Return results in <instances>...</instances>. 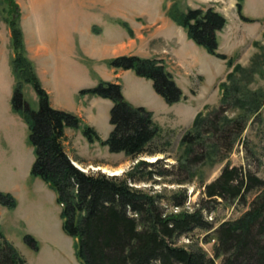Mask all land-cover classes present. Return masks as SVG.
<instances>
[{"label": "rangeland", "instance_id": "374dc122", "mask_svg": "<svg viewBox=\"0 0 264 264\" xmlns=\"http://www.w3.org/2000/svg\"><path fill=\"white\" fill-rule=\"evenodd\" d=\"M14 1L18 7L17 12L13 13V18H17L19 14L18 24L24 32L27 55L33 61L37 74V54L39 55L37 49L47 46V53L42 55L40 60L43 65L44 63L46 65L47 84L52 88L53 96H55L52 98V94L42 83L50 95L51 105L56 108H59L56 106L57 104L70 107L72 101L74 102V99L79 97L77 106L82 108L87 121L84 119L85 117L69 109H59L80 116L85 123L97 130L102 139H107L113 129V125L110 123V112L114 103L110 98L92 94L81 95L79 91L97 85L101 79L111 81L99 76L94 68L100 65L104 68L106 65L117 68L109 64L110 58L121 55H137L143 58L161 59L167 70L172 72L173 69L177 84L186 92L187 98L173 104L170 109L173 112L171 117L173 118V127L165 129V138L171 141V145L164 153L145 154L134 159L124 151L112 152L100 140L88 141L80 129L66 128L63 139L65 150L73 163L83 171L110 174L108 170L113 169L120 170L116 174L122 175L141 160L154 162L162 158L163 162L167 163L165 165L173 169L174 174L163 179L156 176L155 179H160L157 180L158 182L154 180L142 181L135 183V185L153 193L155 191L165 193L163 201L169 205L167 209L174 213H179L182 210L193 211L194 208L203 205V202L207 200L203 193V183H210L217 178L226 165L243 166L264 179L263 105L259 114L252 115L248 120L241 135L234 136L230 132L227 134L229 141L231 139L236 140L231 144L230 149L226 146H221V150L218 149L217 159L219 161H216L215 158L203 162L201 160L195 161L191 165L196 172L193 182L187 184L169 182L177 177L174 166L178 163V157L182 155V148L179 144L181 137L191 127L197 113L199 111L205 115L211 113V119H215V117L224 114L234 117L242 109L232 99L223 102L219 87L220 83L226 80L227 74L233 67H229L225 59L210 54L204 47L196 44L188 37L186 43L182 45L176 33L175 36L173 35V41L164 38L165 36L163 39L162 32L159 30L163 25V21L159 17L162 14L156 13L160 7L162 11H166L165 15L170 17L169 9L175 3L182 10H186L188 7H213L221 12L226 17L227 24L218 34L219 52L233 56L235 63H240L247 69L254 68L253 79L249 87L252 90H264V0H244L243 13L253 18V21H245L240 18L237 0ZM9 8L7 1L0 0V92L7 88V84L12 78L15 83L11 65L15 53L12 46ZM102 11H107V13H100ZM118 17L129 19L128 22H124L134 26L135 32L130 25L127 26L131 30V38L121 28H119V33L114 32ZM112 25H114L113 28ZM97 30L98 32H96ZM182 30L186 34L183 27ZM87 34L94 37H89ZM121 38L127 40L125 46L122 45V42H118L122 40ZM107 40L110 42L108 45ZM72 41L73 45H71ZM79 43L83 44L89 51H100L101 54L98 56H105L106 58L102 62L93 61L84 54ZM72 49L73 51L75 49L76 58H79L83 63L81 68L86 71L87 67L88 77L83 75L82 69L80 72L83 76L77 77L69 74L67 65L73 66V64L68 53ZM162 50L164 54L173 50L171 63L162 58ZM175 51L178 52V55L175 54ZM152 53H155L153 54L155 56L151 57L150 54ZM239 76L241 75L238 74ZM94 77L98 80L95 81ZM112 81L119 82L118 80ZM64 82L68 83L67 88L61 91ZM121 84L124 85L123 89H126V92L123 90L125 97L132 104L147 108L154 106L155 110L164 107L152 103L149 88L142 84V86L134 84L133 81H130L129 76H124ZM77 85L79 90L75 91ZM153 89H155L154 84ZM24 93L32 108L38 109V96L31 83H25ZM87 95L108 99L111 102V107L108 109L107 105L98 103L94 108L95 113H90L89 110L86 112L83 98ZM5 117L0 94V190L12 193L18 202L15 208L0 204V231L14 243L27 259L28 264H82L75 253L74 238L63 230L61 217H59L60 220H56V211L51 204L53 194L46 193L47 189H50L49 186L42 178L35 177L30 173L35 160L32 155L35 156V153L34 150H30L32 144L29 127H23L15 122L7 125ZM162 141L164 140H160V143ZM221 141L223 143V140ZM196 149V153L203 151V148L199 146ZM104 167L107 170H104ZM38 181L39 183H37ZM179 189H186L187 200L185 206L177 208L172 205L169 197ZM257 192L258 189H253L247 193L246 200L239 201L236 199L231 202L220 199V202L210 203L211 209L204 211V215L206 219L213 221L214 227L211 230L195 228L179 237L178 243L188 245L194 241L210 255H214L213 248L216 242L213 237L214 229L224 221L241 216L248 209ZM60 215L61 211H59ZM27 234L35 237L39 249L33 248L27 242L25 238ZM206 234H209V241L204 239Z\"/></svg>", "mask_w": 264, "mask_h": 264}, {"label": "trees", "instance_id": "16d2710c", "mask_svg": "<svg viewBox=\"0 0 264 264\" xmlns=\"http://www.w3.org/2000/svg\"><path fill=\"white\" fill-rule=\"evenodd\" d=\"M3 1H7L10 6L9 21L15 53L11 60L15 78L11 104L13 110L28 124L30 142L35 152L30 173L42 178L57 192V201L63 204V230L77 239L76 254L81 262L264 264V179L243 166L226 165L217 178L210 183H203V193L207 197L203 205L193 211L174 213L167 209L169 205L163 201L165 193H153L135 185L142 181L158 182L160 179H155L156 176L163 179L174 174L162 158L154 162L141 160L122 175L87 173L73 163L63 143L68 127L80 129L90 142L100 140L112 152L124 151L134 159L145 154L164 153L171 141L165 138L166 130L157 122L153 111L128 101L119 82L101 79L97 85L79 91L81 95L92 94L113 101L110 112L113 129L105 140L77 114L52 106L50 95L27 55L24 32L18 24L19 14L13 18L18 5L14 0ZM243 2L237 0L240 18L253 21V18L243 13ZM169 15L185 29L189 39L210 54L225 59L226 64L233 67L219 87L223 102L232 99L242 109L234 117L224 114L215 119H211V113H197L179 143L182 155L174 166L177 177L169 181L173 184H187L193 182L195 177L196 172L191 166L193 162L213 158L219 161L218 149L221 150V146L230 149L236 140L229 141L227 134L241 135L251 116L259 114L264 105V90H252L249 87L254 68L247 69L235 63L233 56L219 52L218 34L227 24L221 12L213 7H188L182 10L175 3L169 9ZM109 64L132 69L139 76L153 80L156 92L169 104L187 98L161 59L121 55L110 58ZM238 74L241 76L238 77ZM25 83H31L35 89L38 109H33L25 98ZM160 140L164 141L160 143ZM198 146L203 148L202 153H196ZM253 189H258V192L248 209L238 218L224 221L214 229V255H210L194 241L188 245L178 243L179 237L195 228L211 230L214 227L213 221L204 215V211L211 209L210 203L220 202V199L231 202L236 199L246 200L247 193ZM169 200L175 207L185 206L186 189L174 192ZM0 204L15 208L18 202L12 193L0 190ZM25 238L33 248L39 249L33 235L27 234ZM204 239L209 241V234ZM0 264H28L27 259L2 231Z\"/></svg>", "mask_w": 264, "mask_h": 264}, {"label": "crops", "instance_id": "0c3cea01", "mask_svg": "<svg viewBox=\"0 0 264 264\" xmlns=\"http://www.w3.org/2000/svg\"><path fill=\"white\" fill-rule=\"evenodd\" d=\"M158 9L159 10L156 13L159 14V15L162 14V16H159V17L163 21L162 22L163 25H161V27L159 28V30L162 32V38H163V36H165L164 38H169L170 40H172L173 39V35L175 36V33H176L178 35V39L181 42V45L183 43H186L187 37H188L187 33L185 34L183 30L181 31L182 27L179 26L177 23H175L170 17H167L165 15L166 11L165 12L162 11L160 7ZM95 13H98V12H95ZM100 13L105 14V13H107V11H104V12L102 11ZM163 14H164V16H163ZM117 19H118V22H116V24H115L116 26L112 25V28L114 26V32L119 33V28H121L122 30H124L126 32L127 36L131 38V32H130L131 30H130V28H128L124 24L125 23L124 21L128 22L129 19H126L125 17H123V18L118 17ZM156 21H157V19H156ZM129 25H130L131 29L135 32L134 26L131 23H129ZM87 35H89V37H94L93 35H90V34H87ZM137 35H139V34H137ZM121 39L122 40L118 41V42H122V45L125 46V44H127V40L125 38H121ZM129 42H130V40H129ZM106 43L108 45L110 42L107 40ZM71 45H73V41H72ZM76 45H77V42H76ZM79 46H81V50L84 52V54L89 56L95 62L96 61L102 62L106 58L105 56H98V54H101L100 51H97V50H94L93 52L89 51V50H87V48L84 47L83 44H80V43H79ZM172 48H173V46H172ZM37 52L40 55L39 56L37 54V56H38V59H37L38 74H39V76H40V78L42 80L43 85L47 88L49 93L52 94V98L53 97L55 98V96H53L52 88H50L49 85L47 84V80H46L47 68H46V65H45V63L43 65V62L40 60L41 56L44 55L45 53H47V46L46 47L45 46L39 47L37 49ZM74 52H75V49H74V51L72 49V51L70 53H68V57L72 58V64H73V66L67 65L69 74L71 76L75 75V76L79 77L80 75H82L81 72H80V70L82 69L83 70V75L85 77H88L89 74H88L87 67H86V71L83 68H81V67H83V63H82V61H80L79 58H76V56L74 55ZM161 52L163 54L162 58H164L165 60H168L169 63H171L173 61V50L168 51L169 52L168 54H164L163 50ZM153 54H155V53L150 54V56L151 57L155 56ZM175 54L178 55V52L175 51ZM145 56H147V55H145ZM94 68H95V71L97 72V74L99 76L103 77L104 79L111 80V81L112 80H118L119 82L122 83L123 82V77L127 75V76H129L130 81H133L134 84H137L138 86L145 85V87L149 88V91H151L152 103H156V105L164 106L162 109H159V110H155V108H153L154 106H152V107L149 106L148 107L149 109H151L154 112L155 119L165 129H168L169 127H173V123H172L173 122V118H171L173 116V114H172L173 112L170 110L172 108L173 104H169L168 102H166V100L163 98V96H161L159 93L156 92L155 89H153V83H152L153 81L151 79L143 77V76H139L133 70H130V69L124 70V69H119V68H111V67H109L107 65L105 66V68L103 66L101 67V65L99 67H94ZM171 71L173 73V69ZM94 80L97 81L98 78L94 77ZM67 84L68 83L64 82L62 84V88L60 87L61 88L60 90L64 91L67 88ZM13 85H14V80L12 78L9 81V84H7V88L0 92L1 98H2V102H3L4 112H5V115H6V117H5L6 118V124L9 125L11 122H15V123H17L19 125H22L23 127H25V126L27 127L28 125H27L26 121L24 120V118L20 114L15 113L12 110L11 97H12V94H13ZM75 88H77L75 91L79 90L78 85ZM123 90H124V92H126L125 88ZM184 93L186 95L185 90H184ZM83 99H84L83 105H84V108L86 109V112H87V110H89L90 113H95L94 112L95 111L94 108H95V105L98 104V103L107 105L108 109L111 107V102L108 99H103V98H100V97H97V96H89V95L85 96ZM78 100H79V97L75 98L74 102L72 101V105L70 107L69 106H63L62 104L61 105L57 104L56 106L59 107V108H63V109H69V110L81 115L82 117H85L84 114H83L82 108L80 106H77V104H78L77 101ZM57 101H58V103H60L59 100H57ZM84 119L87 121L86 117ZM30 150L31 151L34 150V147L32 146V148ZM32 156L35 158L34 155H32ZM37 183H39V181ZM49 188L50 189H47L48 191H46V193L49 192V193L53 194L52 195L51 204H53L52 205L53 209L56 211V215H55L57 217L56 220H60L59 217H61V215L59 216V211H62V207L57 201V193H56V191L53 190L50 186H49ZM58 208H59V211H58ZM57 214H58V216H57ZM62 223H63V221H62Z\"/></svg>", "mask_w": 264, "mask_h": 264}, {"label": "bare ground", "instance_id": "6f19581e", "mask_svg": "<svg viewBox=\"0 0 264 264\" xmlns=\"http://www.w3.org/2000/svg\"><path fill=\"white\" fill-rule=\"evenodd\" d=\"M91 1H92V0H91ZM153 157H154V156H153ZM98 167H100V166H98ZM103 169H104V170H107V168H105V167H104ZM108 171L110 172V174H116V173H119L120 170L109 169Z\"/></svg>", "mask_w": 264, "mask_h": 264}, {"label": "water", "instance_id": "95a60500", "mask_svg": "<svg viewBox=\"0 0 264 264\" xmlns=\"http://www.w3.org/2000/svg\"><path fill=\"white\" fill-rule=\"evenodd\" d=\"M76 166H78V165H76ZM79 167V166H78ZM80 168V167H79ZM81 169V168H80Z\"/></svg>", "mask_w": 264, "mask_h": 264}, {"label": "built area", "instance_id": "2783aa9c", "mask_svg": "<svg viewBox=\"0 0 264 264\" xmlns=\"http://www.w3.org/2000/svg\"><path fill=\"white\" fill-rule=\"evenodd\" d=\"M177 208H180V207H177Z\"/></svg>", "mask_w": 264, "mask_h": 264}]
</instances>
